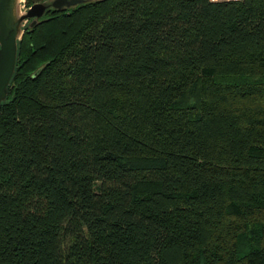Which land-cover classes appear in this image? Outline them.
<instances>
[{"label": "trees", "instance_id": "obj_1", "mask_svg": "<svg viewBox=\"0 0 264 264\" xmlns=\"http://www.w3.org/2000/svg\"><path fill=\"white\" fill-rule=\"evenodd\" d=\"M8 91L0 264H264V0L48 10Z\"/></svg>", "mask_w": 264, "mask_h": 264}, {"label": "water", "instance_id": "obj_2", "mask_svg": "<svg viewBox=\"0 0 264 264\" xmlns=\"http://www.w3.org/2000/svg\"><path fill=\"white\" fill-rule=\"evenodd\" d=\"M27 0H0V103L8 97L11 81L16 73L19 44L26 28H35L48 10L70 9L84 0H54L26 6Z\"/></svg>", "mask_w": 264, "mask_h": 264}, {"label": "built area", "instance_id": "obj_3", "mask_svg": "<svg viewBox=\"0 0 264 264\" xmlns=\"http://www.w3.org/2000/svg\"><path fill=\"white\" fill-rule=\"evenodd\" d=\"M212 2H240L242 0H211Z\"/></svg>", "mask_w": 264, "mask_h": 264}, {"label": "rangeland", "instance_id": "obj_4", "mask_svg": "<svg viewBox=\"0 0 264 264\" xmlns=\"http://www.w3.org/2000/svg\"><path fill=\"white\" fill-rule=\"evenodd\" d=\"M54 0H51L49 3H51V2H53ZM84 1H86V2H88V1H95V0H84ZM47 3V2H46Z\"/></svg>", "mask_w": 264, "mask_h": 264}, {"label": "flooded vegetation", "instance_id": "obj_5", "mask_svg": "<svg viewBox=\"0 0 264 264\" xmlns=\"http://www.w3.org/2000/svg\"><path fill=\"white\" fill-rule=\"evenodd\" d=\"M50 1H51V0H44V2H47V3H49ZM47 12H48V11H47ZM45 16H46V15H45ZM45 16H44V17H45Z\"/></svg>", "mask_w": 264, "mask_h": 264}]
</instances>
